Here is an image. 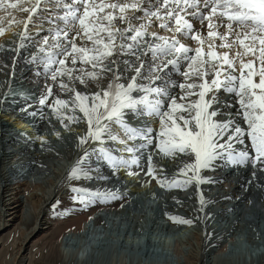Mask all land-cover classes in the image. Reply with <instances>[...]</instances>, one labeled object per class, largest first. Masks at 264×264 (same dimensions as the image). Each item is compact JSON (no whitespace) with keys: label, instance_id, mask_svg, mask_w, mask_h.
I'll use <instances>...</instances> for the list:
<instances>
[{"label":"snow or ice","instance_id":"obj_1","mask_svg":"<svg viewBox=\"0 0 264 264\" xmlns=\"http://www.w3.org/2000/svg\"><path fill=\"white\" fill-rule=\"evenodd\" d=\"M0 13V35L23 25L20 40L37 49L29 62L44 77L41 118L47 107L65 128L86 124L77 137L86 147L65 178L71 205L119 198L114 187L87 185L108 179L103 167L113 176L122 169L138 175L133 166L141 167L138 154L149 147L182 159L169 178L149 154L145 175L165 189L194 183L200 211L206 203L200 185L212 182L202 171L221 161L259 163L264 171V0H0ZM90 84L95 92L77 88ZM30 108L20 111L36 116ZM137 117L157 120L158 129L132 126L129 118ZM93 155L100 161L95 167Z\"/></svg>","mask_w":264,"mask_h":264},{"label":"bare ground","instance_id":"obj_2","mask_svg":"<svg viewBox=\"0 0 264 264\" xmlns=\"http://www.w3.org/2000/svg\"><path fill=\"white\" fill-rule=\"evenodd\" d=\"M16 18L22 19L23 17L21 14H16ZM21 28L23 29V25L13 27L0 35V46L9 39L8 48L0 47V55L4 52L6 57L0 61V69L3 67V72L0 70V264L30 263L35 250L32 253L29 248L42 238L46 231L52 229L55 223L47 219L49 205L53 199L63 198L66 201V198H69L67 185L64 182L66 173L74 161L82 155L83 147H86V145L81 146L77 139L78 135H83L86 131V124L83 122L70 124L68 128H65L47 107L43 108V118H41L37 100L44 86V77L42 74L37 75L38 66L29 62L37 49L27 40H20L18 33ZM154 28L150 31H154ZM28 31L35 33L37 28L30 23ZM14 33H16L15 36ZM160 34L170 35L162 30ZM183 42L190 47H195L190 41ZM21 43L24 47L18 48ZM17 48L18 51H13ZM17 52H21L20 56L23 60L14 57ZM17 63L30 67L28 69L22 66L18 68ZM108 78L101 81L103 86L107 85ZM77 88L89 92L97 90L94 84H90L88 89L80 85H77ZM9 95L18 99L15 103L8 105V107L17 108L15 111L5 108L8 101L6 98ZM54 95L67 99L56 89H54ZM222 98L228 99L223 95ZM51 100L52 97L49 98V102ZM28 105H31L29 111L37 112L36 116L26 115L20 111L21 107H28ZM218 119L225 120L228 117L225 115ZM129 122L132 126L148 124L158 129V121L148 117L129 118ZM56 132L60 133L59 138L55 135ZM37 136H43L47 143L41 144L36 139ZM149 154L152 155L156 168L163 169L162 174L169 178L176 172L182 159V157H165L159 150L149 147L138 154L141 167L133 166L132 171L139 173L138 175H127L122 169L113 176L107 167H103L102 174L108 179L94 180L87 186L91 188L114 187L119 198L108 200V204L111 205L112 202L120 199L125 201L127 206H120L118 209L112 206L111 208L110 206H99L98 209L88 208L89 211L85 217L78 219V226L63 232L57 244L58 248L50 247L51 250L53 252L60 250L64 253L65 259L72 264H78L79 259L84 258H89V264H264V215L262 213L264 209V171L256 172L262 167L259 163L256 166L257 169H254L251 163L246 166H229L221 161L216 164L214 171L201 172L202 176L212 181L200 185L201 194L206 203H212L210 211L212 209L219 213L218 220H215L219 225L217 229L214 228L210 232V228L209 230L205 228L206 232L202 234L200 222L204 223L207 213L206 209L199 210L200 204L195 184L181 189L179 193L185 196L188 202L184 209L174 210L171 202L175 201L173 189L165 190L167 191L165 192L163 191L165 188H161L155 180L145 175ZM90 163L95 167L100 161L96 155H93ZM27 187H30V190ZM157 191L161 192L160 196H156ZM253 201L257 204L246 212V215L250 216L247 218L242 215L244 213L243 203L247 206ZM137 203L141 208L135 205ZM143 206H148L146 212L141 210ZM74 208H69L67 212L63 211L64 213L57 216L77 219L75 217H78L82 208L77 206ZM169 215L194 220L199 230L194 231L192 227L190 229L193 234H190L193 236L195 234L197 247L201 246V241H205L203 237L208 234H211L213 238L218 237L217 244L214 247L211 246L205 255H198L196 251L192 257L193 260H188V253L185 254L190 248L189 244L180 246V242L178 243L175 238L172 239L173 233L167 235L173 236L170 237L172 242L166 246L163 245L164 248L155 249L152 246L151 248V243L145 246L142 237L148 235L154 237L153 235H161L165 231L176 232L175 225L179 223H173L168 218ZM214 215L215 219L216 214ZM33 219L32 226L28 227V222ZM214 219L211 221L214 222ZM106 220L109 221L108 228ZM118 220L121 224L120 229L115 228ZM211 224L213 223L210 222ZM210 225L208 224V227ZM12 233H17L20 240H17ZM11 234L12 240L7 243ZM113 237H116L115 240ZM244 237L250 245L246 246V241L243 242ZM214 241L211 242L212 245L215 244ZM9 247L12 248L11 251H8ZM167 247L171 249V252Z\"/></svg>","mask_w":264,"mask_h":264},{"label":"rangeland","instance_id":"obj_3","mask_svg":"<svg viewBox=\"0 0 264 264\" xmlns=\"http://www.w3.org/2000/svg\"><path fill=\"white\" fill-rule=\"evenodd\" d=\"M23 29L21 28L19 31L21 32ZM31 33V32H30ZM16 35V33H14V36ZM9 39H7L5 42H3L2 44H3V46H2V44H1V46H2V48L4 47V48H8L7 47V44H8V41ZM3 48V49H4ZM31 48H34V47H31ZM8 50V49H7ZM2 58H6L5 57V55H4V52L2 53V55H0V61H2ZM2 72H3V67H2V69H0ZM163 160V159H162ZM255 169V168H254ZM257 169V168H256ZM256 172L257 173H259L260 172V170H256ZM175 173V172H174ZM173 173V174H174ZM261 173V172H260ZM173 175H171V177H172ZM65 183H66V181H64ZM66 185H67V183H66ZM27 188H29V190H30V187H27ZM26 188V189H27ZM173 189V192H174V198H175V201H174V203H173V201H171L172 202V205L174 206H172L173 208H174V210L176 209V210H181V209H184L185 207H186V204H187V202H188V200H186L184 197L185 196H183L182 194H180L179 192L181 191V189H178V188H172ZM172 189H170V190H172ZM165 190H168V191H170L169 189H164L163 191H165ZM27 191H28V189H27ZM162 191V192H163ZM165 192H167V191H165ZM165 192H163V193H165ZM158 193V194H157ZM161 195V192L160 191H157L156 192V196H160ZM131 198V195H130V197H129V199ZM67 199H69V200H67ZM57 201H59V205H58V207H57V209L56 210H53V207H52V205L53 204H55ZM186 201V202H185ZM185 202V203H184ZM243 202H245V201H243ZM97 203H99V204H97V206H95V203H93V204H91L90 206H88V207H81L82 208V210H80V213H79V215H78V217H75V218H77V219H70V218H68V219H66L65 217V219L63 218V216H57V215H59V214H62V213H64L63 211H65V209H69V208H74V206H76V205H71L70 204V197L69 198H66V201H65V199H60V198H58L57 200H55V199H53V201L50 203V205H49V211H48V214H47V219H48V221L50 220V221H52L53 220V222L55 221V223H54V226H53V228L52 229H50V230H48V231H46V234L42 237V238H40L39 240H37L33 245H32V247H30L29 249V251H32V253H33V251L35 250V254L31 257V261H30V263L29 264H72L69 260H67V259H65V257H64V253L63 252H61L60 250H58V251H54L53 252V250H51L52 248H58V246H57V244H58V241L60 240V236L63 234V232H66L68 229H70V228H75V227H77L78 226V224H79V221H78V219L80 218V219H82V218H84L85 217V215H86V213H87V211H89L88 210V208L89 209H92V208H94V209H98L99 208V206H104V207H109V205L110 204H108V200L107 201H103V202H97ZM179 205H178V204ZM119 204V205H118ZM118 204H114V205H111L112 206V208L114 207V208H116V209H118L119 207H120V204H121V202H119ZM211 202H209V203H205V205H204V207H206V208H203L204 210L206 209V217H205V221H204V223L203 222H200V232L203 234V233H205L206 232V229H208L209 230V228H210V232H212V230L214 229V228H216L217 229V226H219L216 222H215V220L217 221L218 220V217H217V215L219 216V213L218 212H216L215 210H213L212 211V209H211V211H210V208H211ZM257 203H255L254 201H253V203H248V205L247 206H245L246 205V203H243V205H244V208H243V212L244 213H242V215H244L245 217H247V218H250V216H247L246 215V212L247 211H249L250 209H251V207H253L254 205H256ZM135 205H139L138 207H140V204L139 203H137V204H135ZM134 205V206H135ZM185 205V206H184ZM209 205V206H208ZM111 206L109 207V208H111ZM179 206V208H177ZM77 207H80V206H77ZM92 207V208H91ZM148 207V206H147ZM146 206H143V208L141 209L142 211H144L145 210V212L147 211V208ZM208 207V208H207ZM255 207V206H254ZM135 208V207H134ZM133 208V209H134ZM141 208V207H140ZM147 208V209H146ZM257 208V207H256ZM75 209V208H74ZM208 210H209V213H208ZM62 211V212H61ZM188 211V210H187ZM67 212V211H66ZM213 212H216V213H214V214H216V217H215V219L213 218L215 215L214 214H211V213H213ZM227 212V211H226ZM262 213H263V215H264V209L262 210ZM141 214H142V212H141ZM175 214V213H174ZM104 215V214H103ZM176 215V214H175ZM67 216V215H66ZM214 219V222L213 221H211V220H213ZM191 220V219H190ZM33 221H34V219L33 220H30L29 222H28V224H27V226L28 227H30V226H32V223H33ZM192 221H193V223L191 224V225H185V224H176L175 225V231L176 232H174V231H170V232H168V231H165V233H162L161 235H158L157 234V236L156 235H153L154 237H152V235H148L147 237L145 236V237H142L143 238V243H144V245L145 246H147V245H149L150 243V247L152 246L153 248H155V249H157V248H164V246L163 245H168V243H170V242H172V239H176L177 240V242L179 243H181L180 244V246H182L183 247V245H188L189 244V247L190 248H188V252H186L185 254H187L188 253V255H187V259L188 260H193V258L192 257H194V254L196 253V251H197V253H199L198 255H205V253H206V251L212 246V247H214L217 243L216 242H218V240L219 239H217V238H213L212 237V235L211 234H208V235H205V237H203V238H205L204 240V242L203 241H201V246H198L197 247V245H196V242H195V234H194V236L192 235L193 234V232H192V229H195L194 231H196V230H199V226H198V228H197V225H195V222H194V220L192 219ZM60 222V223H59ZM210 222L211 223H213V224H211L210 225ZM208 224L210 225L209 227H208ZM216 224V225H215ZM121 224L119 223V220L117 221V224L115 225V228L116 229H120L121 228V226H120ZM194 225L196 226V227H194ZM202 225V226H201ZM206 227H205V226ZM186 226V227H185ZM222 226V225H221ZM188 227V228H187ZM193 227V228H192ZM190 228H192V229H190ZM206 228V229H205ZM116 229H114V231H117ZM189 230H191V231H189ZM177 231H178V233H177ZM166 233H168V234H166ZM170 233L172 234L173 233V238L171 237V236H167V235H170ZM190 233H192V234H190ZM13 234V236L17 239V240H20V237H19V235L17 234V233H12ZM12 234L10 235V237H9V239L7 240V243L9 242H11V240H12ZM192 235V236H191ZM139 236V235H138ZM140 237V236H139ZM149 237V238H148ZM156 237V238H155ZM172 239H171V238ZM3 238V237H2ZM1 238V239H2ZM114 238H116V237H113V239ZM119 238V237H118ZM138 238V237H137ZM146 238V239H145ZM152 238V239H151ZM154 238V239H153ZM193 238V239H192ZM148 239H150L151 241H149ZM157 239V240H156ZM217 239V240H216ZM115 240V239H114ZM168 240V241H167ZM210 241V242H208V241ZM214 240H216V241H214ZM3 241L4 242H6V240H4V238H3ZM119 241V240H118ZM154 243H153V242ZM161 241H163V243L161 242ZM206 241H207V243H206ZM215 242V244L214 245H212L211 244V242ZM245 241H246V243H245ZM55 242V243H54ZM146 242V243H145ZM149 242V243H148ZM184 242V243H183ZM188 242V243H187ZM243 242L246 244V246L249 244L248 242H247V239L244 237V239H243ZM120 243V242H119ZM154 245H153V244ZM161 243V244H160ZM165 243V244H164ZM206 243V244H205ZM203 244V245H202ZM54 245V246H53ZM139 245V244H138ZM140 245H142V244H140ZM139 245V246H140ZM156 245V246H155ZM160 245V246H159ZM169 245H171V244H169ZM250 245V244H249ZM50 247H52V248H50ZM151 247V248H152ZM170 247V246H169ZM169 247H167L168 248V250H169V252H171V247L169 248ZM201 247V248H200ZM242 247V246H241ZM11 247H9L8 248V251H11ZM191 249V250H190ZM173 251V250H172ZM193 251V252H192ZM59 252V253H58ZM190 252V253H189ZM173 253V252H172ZM192 253H193V255H192ZM201 253V254H200ZM63 255V256H62ZM189 256V257H188ZM191 256V257H190ZM143 257V256H142ZM191 258V259H190ZM63 259H65V260H63ZM89 258H84V259H79V261H78V264H89ZM93 262H94V259H93ZM104 262V261H103ZM74 263V262H73ZM75 264V263H74ZM96 264V263H95Z\"/></svg>","mask_w":264,"mask_h":264}]
</instances>
